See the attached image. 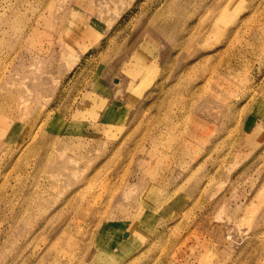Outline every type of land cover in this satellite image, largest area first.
<instances>
[{"label":"rangeland","instance_id":"374dc122","mask_svg":"<svg viewBox=\"0 0 264 264\" xmlns=\"http://www.w3.org/2000/svg\"><path fill=\"white\" fill-rule=\"evenodd\" d=\"M0 264H264V0H0Z\"/></svg>","mask_w":264,"mask_h":264},{"label":"bare ground","instance_id":"6f19581e","mask_svg":"<svg viewBox=\"0 0 264 264\" xmlns=\"http://www.w3.org/2000/svg\"><path fill=\"white\" fill-rule=\"evenodd\" d=\"M40 128H41V127H40ZM41 130H42V129H41ZM41 130H40V131H41ZM37 132H38V131H37ZM31 138H32V136H31ZM33 142H34V141H33ZM29 146H30V144H29ZM27 147H28V145H27ZM27 147H26V148H27Z\"/></svg>","mask_w":264,"mask_h":264}]
</instances>
